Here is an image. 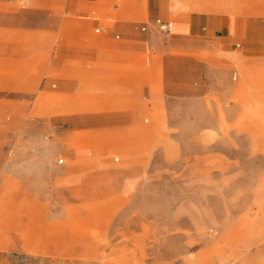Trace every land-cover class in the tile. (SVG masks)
Listing matches in <instances>:
<instances>
[{"label":"rangeland","instance_id":"374dc122","mask_svg":"<svg viewBox=\"0 0 264 264\" xmlns=\"http://www.w3.org/2000/svg\"><path fill=\"white\" fill-rule=\"evenodd\" d=\"M1 1L0 43L30 42ZM231 2L238 33L152 57L132 127H57L0 51V264H264V0Z\"/></svg>","mask_w":264,"mask_h":264},{"label":"crops","instance_id":"0c3cea01","mask_svg":"<svg viewBox=\"0 0 264 264\" xmlns=\"http://www.w3.org/2000/svg\"><path fill=\"white\" fill-rule=\"evenodd\" d=\"M231 1L3 0L9 27L22 26L30 42L0 43V51H23L30 58L25 65L44 74L32 97L53 94L57 127H132L151 108L145 105L153 99L151 87L144 85L157 67L152 57L202 49L221 33H238ZM158 20L171 23L172 31L165 33ZM35 54L48 58L33 60ZM171 59L166 56V68ZM98 117L119 122L99 123Z\"/></svg>","mask_w":264,"mask_h":264},{"label":"built area","instance_id":"2783aa9c","mask_svg":"<svg viewBox=\"0 0 264 264\" xmlns=\"http://www.w3.org/2000/svg\"><path fill=\"white\" fill-rule=\"evenodd\" d=\"M158 23L160 24L161 29L165 33H170L172 31V25H171V23H163L161 20H158ZM60 162H63V158L60 159Z\"/></svg>","mask_w":264,"mask_h":264},{"label":"bare ground","instance_id":"6f19581e","mask_svg":"<svg viewBox=\"0 0 264 264\" xmlns=\"http://www.w3.org/2000/svg\"><path fill=\"white\" fill-rule=\"evenodd\" d=\"M172 25V24H171ZM172 28H173V26H172Z\"/></svg>","mask_w":264,"mask_h":264}]
</instances>
